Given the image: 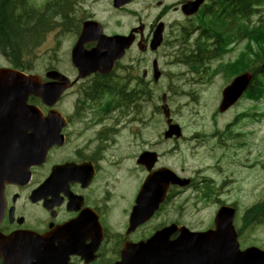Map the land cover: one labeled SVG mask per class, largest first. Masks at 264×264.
Listing matches in <instances>:
<instances>
[{
  "label": "flooded vegetation",
  "instance_id": "1",
  "mask_svg": "<svg viewBox=\"0 0 264 264\" xmlns=\"http://www.w3.org/2000/svg\"><path fill=\"white\" fill-rule=\"evenodd\" d=\"M178 4L161 5L155 21L139 17L122 32H135V42L110 72L80 77L79 69L69 65L64 72L69 86L55 104L30 98L38 113L26 124V135L56 139L44 160L39 158L30 172L24 167L21 178L5 186L0 234L48 235V255L60 264H115L127 245L148 240L168 226L175 232L171 238L181 226L212 228V181H217L212 166L220 162L212 151L224 148L227 131L212 130V112L200 117L199 110L200 116L187 123L174 115L182 126L178 136L166 137L164 121L163 128L154 129L153 52L137 49L138 41L151 42L166 14L180 13ZM165 29L167 38L170 23ZM204 32L210 48L205 37L204 49L195 51L204 58L201 64L212 61L214 47L212 26ZM189 70L203 74L197 81L212 77V65Z\"/></svg>",
  "mask_w": 264,
  "mask_h": 264
},
{
  "label": "rangeland",
  "instance_id": "2",
  "mask_svg": "<svg viewBox=\"0 0 264 264\" xmlns=\"http://www.w3.org/2000/svg\"><path fill=\"white\" fill-rule=\"evenodd\" d=\"M46 1L33 0L34 4L38 6H42ZM158 1L133 0L129 8L136 14L132 15L130 11L115 10L112 0H74L76 6L75 16L80 17L78 24L81 20L89 17V19L102 23L105 30L122 32L134 23V17L138 19V15H141L146 21H152L158 13ZM162 1L172 4L180 0ZM260 15L264 17V6L261 7L254 20L260 21ZM165 18L170 22L171 29L164 46L158 51V56L160 58L159 64L161 68L167 71V76L156 87L159 90L165 86L172 89L171 102L180 121L187 123L194 116H200V114H197L199 110L201 112L200 117L206 116L212 111V130L222 129L226 124L232 125L228 127L225 136L222 159L216 175L217 182L222 181L218 189L223 194L219 196L218 193L212 199V223L213 217L220 207V199L227 200L229 203L235 202L238 204V214L240 216H236L238 220L236 219L235 225L236 228L241 229L243 215L241 209L243 208L244 212L248 205H253L258 199H264V167L262 170L258 166L255 171L247 170L240 166L237 161L239 157L236 154L243 157L247 151H251V155H253V153L259 154L260 149L264 150V98L256 100L246 97L240 100L229 112L219 113L218 106L221 100V91L229 83L226 75L219 71L213 74L204 84H196L192 79L198 77V74L190 71L185 63L179 62V59L187 54V51L193 44H196L199 38L201 29L197 27L198 17L186 19L180 13L170 11ZM180 29L184 30V35H180ZM59 33L58 30L49 34L37 50L40 55L33 60V67L36 70L42 71L51 64L64 70L68 69L67 52L73 45L76 35L74 33L59 35ZM177 36L179 38H176ZM242 46L241 42H237V51ZM252 49L253 51L256 50L258 54L261 52L256 42L253 43ZM227 60L228 56L220 62L217 58V61L213 62V66L217 65L218 67L220 63ZM7 64V60L0 57V65ZM213 114H216L214 119ZM242 114L244 116L240 117ZM156 119L157 116L155 115L154 121ZM154 128H160V126L155 125L154 122ZM187 128L192 129L193 124L189 123ZM243 134L249 135L248 141L245 143L240 142ZM256 140L259 147H255ZM261 145L263 147H260ZM261 174L263 183H260ZM261 187L263 188L262 196L260 195ZM241 233L239 234L241 246L246 247L255 244L264 248V223L245 229Z\"/></svg>",
  "mask_w": 264,
  "mask_h": 264
},
{
  "label": "water",
  "instance_id": "3",
  "mask_svg": "<svg viewBox=\"0 0 264 264\" xmlns=\"http://www.w3.org/2000/svg\"><path fill=\"white\" fill-rule=\"evenodd\" d=\"M131 0H115V6L120 7ZM204 0H188L182 6L186 15L194 14L200 8ZM101 30V34L98 31ZM98 32V33H97ZM163 39V23H160L152 40V46L156 49ZM98 40V46L90 51L84 49V43ZM132 42L131 37L116 35L107 37L102 33V27L95 21H86L78 43L73 49V57L76 65L80 66L83 74L97 70L101 65H112L114 60L121 57ZM106 48L105 52L102 49ZM157 69V62L155 61ZM56 72L53 76H58ZM160 73L156 70V78ZM65 81V78H63ZM252 80V74L242 73L224 89L221 111H225L233 105L243 92L248 88ZM62 82L54 86L50 83L43 84L35 76H26L12 69L0 70V180L2 186L7 180L13 178V164L18 162V157L26 159L31 164V159L36 153L26 149L24 142L32 136H26L23 131L28 120L26 101L30 94L40 96L48 104L60 96L63 89ZM164 100L166 97L164 96ZM165 112L169 115V109L164 105ZM16 117H13V115ZM176 126H171L174 129ZM235 209L222 206L215 219V228L202 233L190 232L185 228L178 239L173 241H161L149 250L145 245L138 246L136 264H264V250L257 246H251L241 250L238 235L233 225ZM170 236V234H169ZM19 236L11 235L0 239V255L5 259V264H20L16 262V252ZM38 242V239L27 240ZM5 252V253H4ZM29 264V263H25ZM38 264H46L39 262ZM121 264H128L126 261Z\"/></svg>",
  "mask_w": 264,
  "mask_h": 264
},
{
  "label": "trees",
  "instance_id": "4",
  "mask_svg": "<svg viewBox=\"0 0 264 264\" xmlns=\"http://www.w3.org/2000/svg\"><path fill=\"white\" fill-rule=\"evenodd\" d=\"M217 5H246V11L238 8V12L247 14L252 22V17L264 6V0H218ZM71 0H51L45 7L38 8L32 0H0V53L8 57L16 67L28 68L32 66L34 49L44 39L46 33L54 29L57 25L62 24L58 20H65L69 16L71 9ZM36 22L35 24H32ZM223 24L217 23V30L222 35ZM249 36L253 39L260 49V53L252 52L247 54L235 65L229 64L224 68L227 75L232 76L233 72L244 70L251 66L256 60V65L264 60V18H260L257 24L249 25ZM252 68V67H251ZM254 68V67H253ZM258 75L264 77V66L256 67ZM255 68V69H256ZM260 78L255 80L249 93L261 96V87L257 84ZM264 91V89H263ZM258 217H264V203L258 205ZM249 213V212H248ZM254 213V211H252ZM245 225L252 223L254 220L251 216L243 217Z\"/></svg>",
  "mask_w": 264,
  "mask_h": 264
}]
</instances>
